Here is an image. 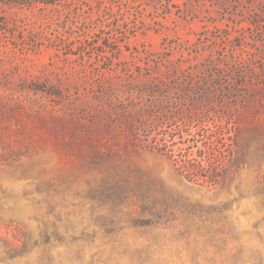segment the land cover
I'll list each match as a JSON object with an SVG mask.
<instances>
[{"label": "rangeland", "instance_id": "374dc122", "mask_svg": "<svg viewBox=\"0 0 264 264\" xmlns=\"http://www.w3.org/2000/svg\"><path fill=\"white\" fill-rule=\"evenodd\" d=\"M0 264H264V0H0Z\"/></svg>", "mask_w": 264, "mask_h": 264}, {"label": "trees", "instance_id": "16d2710c", "mask_svg": "<svg viewBox=\"0 0 264 264\" xmlns=\"http://www.w3.org/2000/svg\"><path fill=\"white\" fill-rule=\"evenodd\" d=\"M181 168H183L185 171H187V174L189 175V177L192 179H199L200 177H204L202 174V172L204 171L200 166H194L191 161H184L183 164L181 165ZM210 183L212 185L216 184L215 179H210Z\"/></svg>", "mask_w": 264, "mask_h": 264}]
</instances>
